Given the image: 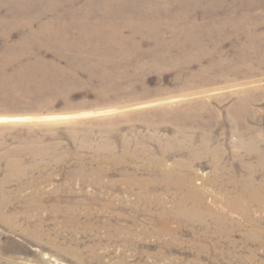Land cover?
<instances>
[{
  "label": "rangeland",
  "instance_id": "1",
  "mask_svg": "<svg viewBox=\"0 0 264 264\" xmlns=\"http://www.w3.org/2000/svg\"><path fill=\"white\" fill-rule=\"evenodd\" d=\"M0 264H264V0H0Z\"/></svg>",
  "mask_w": 264,
  "mask_h": 264
}]
</instances>
